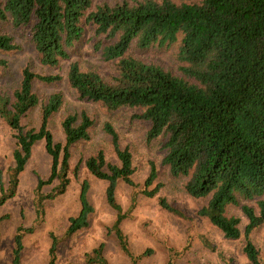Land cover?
Returning <instances> with one entry per match:
<instances>
[{"label":"trees","instance_id":"obj_1","mask_svg":"<svg viewBox=\"0 0 264 264\" xmlns=\"http://www.w3.org/2000/svg\"><path fill=\"white\" fill-rule=\"evenodd\" d=\"M14 28H28L42 65L55 67L90 29L92 49L103 61L116 60V74L106 77L94 68L70 62L66 81L77 99L98 103L107 111L137 110L134 118L149 123L146 140L162 138V164L172 177H184V190L193 198H207L197 214L206 218L228 239H244L243 253L251 264H262L251 234L264 223V0H0V21ZM177 43L176 58L182 74L130 55V49H148ZM13 38L0 32V51L16 50ZM7 60L0 57V70ZM59 74L43 75L28 66L21 71L17 87L0 90V120L13 131L14 165L4 186L0 175V206L14 196L18 176L33 145L44 141L50 156V173L38 178L34 189L36 221L44 204L61 195L70 182L71 148L90 139L93 119L85 110L67 113L61 121L63 142L55 141L49 119L62 105V94L41 97L33 82H56ZM40 104L37 128H26L21 119ZM117 162L106 159L99 148L84 160L87 171L106 182L105 198L116 211L110 227L121 251L131 264L137 257L128 248L119 227L126 217L116 202L119 181L133 186L134 166L130 151L119 144L116 130L104 122ZM150 163L142 194L154 197L162 184ZM56 182L48 192L42 188ZM89 184L83 180L79 210L68 218L64 237L88 225L93 208L87 198ZM159 206L177 212L165 198ZM239 207L246 218L227 213ZM0 216V222L5 219ZM41 220V219H40ZM33 227L16 228L12 263L20 264L25 234ZM48 263L55 264L57 239L50 234ZM99 243L84 258L87 264H109ZM146 250L141 255L149 254ZM167 264H172L169 257Z\"/></svg>","mask_w":264,"mask_h":264},{"label":"rangeland","instance_id":"obj_2","mask_svg":"<svg viewBox=\"0 0 264 264\" xmlns=\"http://www.w3.org/2000/svg\"><path fill=\"white\" fill-rule=\"evenodd\" d=\"M115 2L120 0H94ZM0 32L13 38L18 48L9 52L0 51V57L7 60V66L0 70V90L10 91L17 87L21 71L28 66L33 72L43 75L59 74L56 82H33V90L45 97L53 92L62 94V105L51 115L49 130L55 141L63 142L61 121L67 113L85 110L93 119L90 139L78 142L71 148V169L76 167V176L70 173V182L61 195L44 204V213L36 221L35 192L37 179H46L50 173V156L44 141L38 140L32 147L24 169L18 176L17 189L13 197L0 206V216L6 218L0 222V264H13V237L18 226L33 227V232L25 234L20 264H47L50 234L57 239L55 264H87L84 255L99 243L104 244L103 254L109 264H131L130 257L124 254L110 227L116 218V211L105 198L106 182L90 174L84 160L103 149L106 159L117 162L110 138L103 131L104 122H110L116 130L119 144L127 148L132 156L134 172L133 186L119 181L115 199L126 217L119 227L126 238L128 248L137 257L136 264H251L243 253L244 239H228L206 218L197 214L198 209L207 202V198H193L184 190V177H172L168 167L162 164L164 150L163 139L146 140L149 123L134 118L137 112L131 108H120L109 112L98 103L77 99L66 81V71L70 62L78 61L83 68H94L109 77L116 74V60L106 62L99 52L92 49L91 30L69 53V58L61 60L55 67L42 65L30 39L28 28H14L9 20L0 21ZM128 53L154 62L182 74L176 58L177 43L169 46L154 45L148 49H130ZM40 122V104L31 109L21 119L26 128H37ZM15 148L13 131L0 120V175L4 186L8 174L14 165L12 156ZM157 171L156 182L162 184L154 197L144 196L141 192L149 173L150 163ZM83 180L89 184L87 198L93 208L88 225L64 237L68 218L79 210V191ZM56 182L46 184L42 191L48 192ZM158 197L166 199L177 212H169L158 204ZM228 214L240 218L243 230L246 218L239 207L229 206ZM41 219V220H40ZM251 241L259 251L264 264V223L251 234ZM149 250V254L141 255Z\"/></svg>","mask_w":264,"mask_h":264}]
</instances>
